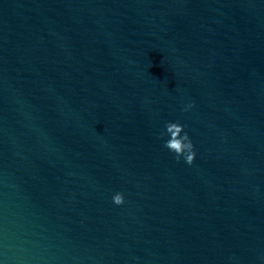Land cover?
<instances>
[{
    "label": "water",
    "instance_id": "1",
    "mask_svg": "<svg viewBox=\"0 0 264 264\" xmlns=\"http://www.w3.org/2000/svg\"><path fill=\"white\" fill-rule=\"evenodd\" d=\"M0 264H264V0H0Z\"/></svg>",
    "mask_w": 264,
    "mask_h": 264
},
{
    "label": "clouds",
    "instance_id": "2",
    "mask_svg": "<svg viewBox=\"0 0 264 264\" xmlns=\"http://www.w3.org/2000/svg\"><path fill=\"white\" fill-rule=\"evenodd\" d=\"M192 107L193 104H188L184 111H188ZM161 135L166 138L164 147L175 153L177 160L183 159L187 164H192L195 161V145L183 124L178 121H169ZM112 199L116 205H122L125 202L124 194L119 192L114 194Z\"/></svg>",
    "mask_w": 264,
    "mask_h": 264
}]
</instances>
